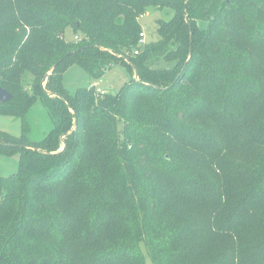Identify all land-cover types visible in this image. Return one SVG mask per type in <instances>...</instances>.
Masks as SVG:
<instances>
[{"label":"trees","instance_id":"16d2710c","mask_svg":"<svg viewBox=\"0 0 264 264\" xmlns=\"http://www.w3.org/2000/svg\"><path fill=\"white\" fill-rule=\"evenodd\" d=\"M152 7L174 14L140 48ZM71 64L132 79L72 96ZM0 86L22 122L0 132L21 155L0 173V264H264V0H0ZM38 102L52 129L33 142Z\"/></svg>","mask_w":264,"mask_h":264},{"label":"rangeland","instance_id":"374dc122","mask_svg":"<svg viewBox=\"0 0 264 264\" xmlns=\"http://www.w3.org/2000/svg\"><path fill=\"white\" fill-rule=\"evenodd\" d=\"M171 9L160 10L157 8H149L147 13L140 19V26L142 32L146 34V44L156 42L160 39L158 34V21H169L173 17ZM66 38L70 41L74 40V33L71 28L66 30ZM144 48L145 45H139ZM174 63L165 66L170 67ZM132 79L131 71L123 65L114 64L102 78L94 80L92 76L84 68L79 65L71 64L67 67L63 77V87L67 94L75 95L76 92L83 88H90L95 86L96 95L112 94L117 95L121 88L129 83ZM26 88L29 92L32 91V78L27 75L25 77ZM46 86V83L44 84ZM100 90L103 91L100 92ZM29 120L32 123L31 133L29 139L33 142L41 141L45 138L48 132L52 129V122L47 114V111L41 102H38L31 110ZM109 126V119L106 125ZM0 132L9 133L12 136L20 137L22 135V122L18 118L0 116ZM118 136L126 138V131L123 129L122 124L119 125ZM165 140H163V143ZM62 150V149H61ZM161 145L153 147V152L158 155L161 160L164 157L170 156L164 147L165 153L162 151ZM166 154V155H165ZM21 163V155L19 152L7 154L0 152V173L2 177H12L19 173ZM143 247V246H142ZM144 248V247H143ZM145 252V250H144ZM146 264H153L147 253Z\"/></svg>","mask_w":264,"mask_h":264},{"label":"water","instance_id":"95a60500","mask_svg":"<svg viewBox=\"0 0 264 264\" xmlns=\"http://www.w3.org/2000/svg\"><path fill=\"white\" fill-rule=\"evenodd\" d=\"M56 67V66H55ZM136 79L139 81L138 75L136 74ZM46 81V78H45ZM13 98V94L8 90L0 86V103H7ZM65 147V145H64Z\"/></svg>","mask_w":264,"mask_h":264},{"label":"built area","instance_id":"2783aa9c","mask_svg":"<svg viewBox=\"0 0 264 264\" xmlns=\"http://www.w3.org/2000/svg\"><path fill=\"white\" fill-rule=\"evenodd\" d=\"M146 34L144 33V32H142L141 33V39H140V41H139V45H146ZM140 53V51L139 50H136L135 51V55H138Z\"/></svg>","mask_w":264,"mask_h":264},{"label":"crops","instance_id":"0c3cea01","mask_svg":"<svg viewBox=\"0 0 264 264\" xmlns=\"http://www.w3.org/2000/svg\"><path fill=\"white\" fill-rule=\"evenodd\" d=\"M100 92H102L103 93V91L102 90H100ZM105 94V93H104Z\"/></svg>","mask_w":264,"mask_h":264}]
</instances>
